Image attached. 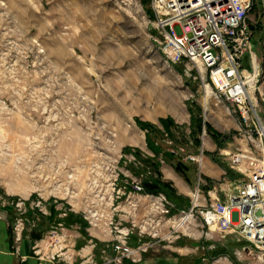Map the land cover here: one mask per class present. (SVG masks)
<instances>
[{
  "label": "rangeland",
  "instance_id": "rangeland-1",
  "mask_svg": "<svg viewBox=\"0 0 264 264\" xmlns=\"http://www.w3.org/2000/svg\"><path fill=\"white\" fill-rule=\"evenodd\" d=\"M263 11L264 1L256 0L249 17L261 20ZM164 40L151 0H0V193L25 198L39 193L50 199L53 194L66 195L69 185L75 190L73 202L88 191L92 205L102 202V207L114 210L118 219L121 203L116 198L117 173L123 148L131 146L128 157L132 154L131 161L143 167V153H139L143 151L125 143L126 135H132L137 126L145 130L147 140V130L139 119L157 127V136L150 138L158 145L157 155L171 163L181 160L188 171L191 168L187 162L195 163L197 189L203 181L201 165L187 158L189 152H198L197 147H190L189 130L183 127L178 133L172 126H165L161 118L163 126H159L149 115L157 105L165 112L171 105L172 97L161 82L172 68L166 63H171L173 48ZM246 54L244 67L250 61ZM192 73L197 75L196 66ZM187 78L195 79L189 74ZM195 82L199 91L190 96L192 108L201 111L203 105L204 123L214 124L223 114V104L205 89L200 77ZM253 94L264 122V100L258 89ZM206 103L210 105L208 113ZM235 137V142L223 146V153L214 151L217 161L230 167L236 147L251 145L240 135ZM201 154L203 151L197 155ZM232 170L238 175L222 179V184L212 182L221 199L226 198L224 192L237 190L246 178V173ZM139 172L142 184L154 182L149 180L151 175H143L141 169ZM156 172L154 179L164 183L158 168ZM202 186V191L206 190ZM162 187L163 191L154 194H171L165 185ZM171 195L175 205L172 214L153 229L148 228L145 239H171L180 234L197 238L200 215L195 213L190 222L179 224L183 217L179 209L191 206L193 195ZM11 217L14 227L15 215ZM29 228L30 224L27 232ZM90 228L104 231L103 227ZM150 230L154 236L148 233ZM209 242L215 245L206 247L208 252L218 255L211 264H232L229 255L239 264H264L257 259L256 250L242 249L252 248V243L237 232L222 237L214 231L212 237L205 236V245Z\"/></svg>",
  "mask_w": 264,
  "mask_h": 264
},
{
  "label": "built area",
  "instance_id": "built-area-1",
  "mask_svg": "<svg viewBox=\"0 0 264 264\" xmlns=\"http://www.w3.org/2000/svg\"><path fill=\"white\" fill-rule=\"evenodd\" d=\"M255 2L256 0H151L160 33L164 41L173 48V53L169 55L171 63L166 60V64L171 67L174 62L185 59L186 71H189L191 76L200 77L205 87L210 86L217 98L225 100L234 111L238 110L243 115L247 125L246 139L251 141V145L247 147H237L231 157V167L246 173L245 180L237 190H227L226 198L221 199L216 187L211 186L206 191L208 201L200 204L199 181L193 193V199L198 196L197 202L193 200L191 206L181 208L179 212L183 217L190 214L193 217L195 213L200 215L206 227L205 236L212 237L214 231L222 237L237 232L252 243L253 249L250 246H243L242 249L250 248V252L256 250L257 259L264 263V140L261 139L262 131L260 132L259 126L255 124V113L263 127L264 123L258 114L257 102L250 96L251 86L254 84L255 92L260 75L259 68L254 66L253 29L249 23V15ZM246 53L250 55L251 69L242 64ZM193 66L198 68L197 75L192 73ZM255 132L258 133L257 137ZM130 156L131 159L134 158L132 154ZM202 157V154L187 155L190 160L201 161ZM119 171L132 178L134 191L143 192L151 198L152 212L140 222L132 220L130 225H126L121 218H116L114 210H107L106 205L102 207V202L92 205L91 199L87 198L82 216L89 227H103L104 231L112 236L103 249L104 263H138L155 243L154 239H145L144 233L172 214L175 205L165 193L146 192L140 178L121 168ZM117 175L119 176V172ZM66 188L67 195L73 197L75 190L69 185ZM124 193L122 187L118 188L116 198ZM130 197L131 195H128L126 201L135 208L139 205V199ZM47 200L49 199L43 198L39 193L33 198L0 193V219H6L12 213L15 215L13 228L17 238H21L28 224V234L31 235V231L38 224L37 216L47 213ZM30 211L32 218L28 217ZM61 225L62 223L53 226L46 235L48 242L54 247L64 235ZM135 228H138L140 239L133 245L130 238ZM148 233L155 235L151 230ZM108 248L112 249V255H108ZM58 256L60 255L57 251L48 254L52 260Z\"/></svg>",
  "mask_w": 264,
  "mask_h": 264
},
{
  "label": "crops",
  "instance_id": "crops-1",
  "mask_svg": "<svg viewBox=\"0 0 264 264\" xmlns=\"http://www.w3.org/2000/svg\"><path fill=\"white\" fill-rule=\"evenodd\" d=\"M257 22L258 24H256ZM249 23L252 29L254 28L252 49L255 52V60L260 71V80L257 84V89L264 100V18L252 21L249 17ZM244 60L245 57H243L242 63L245 62ZM177 63H183V65H178ZM186 64L187 61L185 59L174 62L172 68L166 71V74L162 78L161 84L168 88V92L172 97L169 110L165 112L160 105H157L153 110L149 111V115H151L150 119L153 122H157L159 126H163L159 123L160 118H169L166 121L167 126H172L178 133L181 128L185 127L186 131L189 130L190 133L188 136L189 143L192 144L190 147H197L198 150L197 153H189L197 155L203 151V157L200 162V177L204 183L203 181L200 182V204H205L208 201V196L205 190L202 191L201 186L204 185L202 186L203 188L206 185L209 187L212 185V182L213 184H222L221 180L228 178L225 168L216 161L217 156L214 154L216 150L219 153H223V147H219L216 134H232L230 138L225 140L224 145L235 142L233 138H236L235 136L238 135H240L241 140H245L247 125L245 124L243 115L238 110L234 111L229 103L218 98L217 103L223 104V114L216 118L214 124L210 121H208V124L206 123L210 129H207L203 122V130L200 134L198 132V123L200 122V117L204 109L203 105L200 106L201 111L194 110V107L192 108L193 104L190 103L192 100L190 96L198 92L199 87L197 82H195L196 78H187L189 71H186ZM245 65L246 68L251 69L249 60L246 61ZM175 96L179 97V99H176ZM256 102L259 114L257 97ZM203 121L206 122L205 118H203ZM261 121L263 122L262 119ZM196 138L200 140L199 143ZM125 141V143L133 145L143 151L139 152L140 154L143 153V167L140 168V165L131 161L132 159L128 157V154H130L128 150L131 146L129 148L126 146L124 148L127 149L123 148L119 160V168L128 171L134 177L140 178L141 182L143 180L139 169H141L143 175H151V179L149 180H153L155 175H157L156 169L158 168L161 174V181L164 182H160V184L170 189L174 196L181 198L191 197L193 195L196 190V180H194L195 163L187 162L191 168L188 174L190 172L193 173V175H189V180H187L176 170L174 165L175 161L171 163L156 154L155 148L158 145L154 141L148 144L145 130L139 126H137V129L134 128L132 130V135H126ZM134 155L140 160L139 154L134 153ZM167 155L172 156L168 153ZM161 159H164L163 162L160 161ZM118 172V188L122 187L125 193L119 197L121 204L117 215L121 218L123 224L126 225H130L126 222L128 220L130 222L132 220L140 222L148 213L152 212L151 198L143 192L134 191L131 184L132 178L125 172ZM207 178L211 179L209 185ZM226 194L227 192H224V195ZM128 195H131L133 198H138L139 205L135 208L131 206L126 201ZM80 196V199L73 202V199L71 197L68 198L69 196L67 194L64 196L51 195V198L45 202L47 213L37 216L39 219L37 220L38 224L35 230L41 233L42 237L40 239L32 238L26 230L23 232L21 238L18 239L13 228L12 213L6 219H0V264H113L104 263L105 255L103 253L104 247L109 243L112 236L105 231H93L89 227L82 216V210L85 200L87 198L90 199V195L87 191V194L80 193ZM30 217L32 218V214H30ZM59 223H62L61 226L64 235L60 243L54 247L50 245L51 243L48 242L46 235L53 226L59 225ZM202 226H204L203 223L201 224L197 238H190L186 234H180V236L175 235L171 239L156 238L154 245L144 254L142 261L138 263L127 262V264H208L206 262H210L211 264L214 259H218V255L207 252L208 249L206 247H214L215 244L214 242H209V245H205V226L204 228ZM139 239L138 228H135V232L130 238V243L134 245L138 243ZM203 249H207V251L204 253ZM56 251L59 252L60 256L54 260L48 257L50 252ZM107 253L108 255H112V249L108 248Z\"/></svg>",
  "mask_w": 264,
  "mask_h": 264
},
{
  "label": "trees",
  "instance_id": "trees-1",
  "mask_svg": "<svg viewBox=\"0 0 264 264\" xmlns=\"http://www.w3.org/2000/svg\"><path fill=\"white\" fill-rule=\"evenodd\" d=\"M139 121V124L147 130V142L148 144L150 143V138L151 136L153 135L154 137L157 136L158 134V129L157 127H155V125L151 122H147V121H143V120H138ZM160 121L166 126V119L165 118H161ZM203 118L200 117V122L198 123L199 124V131L202 132L203 130ZM205 126L207 127V129H210V127L205 123ZM231 135H223V134H220V133H217L216 134V138H217V141H218V145L219 147H223L224 146V142L225 140H227L228 138H230ZM196 140L198 141V143L200 142V140L198 138H196ZM124 149H127V148H124ZM156 150V148H155ZM217 161V160H216ZM219 162V161H218ZM219 164L221 166H223L227 172V176H237L238 173L235 172V170H232V168L230 166H228V164L224 163V162H219ZM175 168L177 169V171L187 180H189V175H188V166L186 164H184V162H182L181 160H178L175 162ZM208 180L211 181L210 178H207ZM151 181H154L153 183L149 184V182L147 183L146 181L143 182V188L146 192H150V193H156V192H159V191H163V190H160L161 188H163L162 184H160V182L158 180H151ZM167 188V187H166ZM164 189V188H163ZM168 189V188H167ZM204 189H206L205 191H207L209 189L208 186L204 187ZM166 190V189H165ZM170 190V189H169ZM170 193L172 194L173 192L170 190ZM168 194V197L169 198H174L172 197L171 194L167 193ZM188 207V206H186ZM86 221V220H85ZM87 222V221H86ZM88 224V222H87ZM208 252V251H207ZM216 255V254H214ZM229 257L231 258V261L233 264H239L235 257L232 256V255H229Z\"/></svg>",
  "mask_w": 264,
  "mask_h": 264
},
{
  "label": "bare ground",
  "instance_id": "bare-ground-1",
  "mask_svg": "<svg viewBox=\"0 0 264 264\" xmlns=\"http://www.w3.org/2000/svg\"><path fill=\"white\" fill-rule=\"evenodd\" d=\"M254 58V57H253ZM254 66L257 68L258 67V65H257V63H256V61L254 60ZM205 89L207 90L208 89V91H211L212 92V89H211V87L210 86H206L205 87ZM253 90H254V84H252V86H251V90H250V96H251V98L253 99V96L252 95H254L253 94ZM254 100V99H253ZM206 102V101H205ZM209 109H210V105H209V103H206V107H205V110H206V113H208V111H209ZM255 116H256V124L259 126V128L261 129V131H262V133H263V135H264V127L261 125V123H260V120H259V118H258V116H257V114L255 113ZM201 162V161H200ZM195 198L193 199L194 200V202L196 203L197 202V200H198V196L196 195V196H194ZM192 217V214H190V215H188V216H184L181 220H180V222H179V224H183V223H185L186 221H189L190 222V218Z\"/></svg>",
  "mask_w": 264,
  "mask_h": 264
},
{
  "label": "water",
  "instance_id": "water-1",
  "mask_svg": "<svg viewBox=\"0 0 264 264\" xmlns=\"http://www.w3.org/2000/svg\"><path fill=\"white\" fill-rule=\"evenodd\" d=\"M31 237L34 239H40L42 235L40 232H37L36 230H34L33 232H31Z\"/></svg>",
  "mask_w": 264,
  "mask_h": 264
}]
</instances>
